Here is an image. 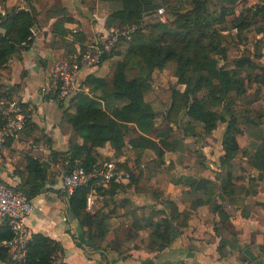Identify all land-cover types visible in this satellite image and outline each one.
I'll return each instance as SVG.
<instances>
[{"label":"crops","instance_id":"crops-1","mask_svg":"<svg viewBox=\"0 0 264 264\" xmlns=\"http://www.w3.org/2000/svg\"><path fill=\"white\" fill-rule=\"evenodd\" d=\"M65 1L49 0L44 13L31 3L38 13V23L31 30V47L22 51L17 59L10 60L7 73L0 77L5 89L14 88L16 97L26 104L29 109L26 121L34 129L29 135L24 129L19 141L6 144L0 164V181L20 188L27 174V157L39 159L48 170L45 187L32 199L34 210L27 221L29 239L32 234H41L59 243L62 251L57 254L58 264H264V171L250 166V155L264 138V104L257 105L259 100L252 107L263 116L262 130L253 135L240 126L243 132L237 137L240 153L227 166L221 165L226 124H218L215 130L206 134L201 123L183 115L178 127L172 126L181 133V150L164 153V157L170 155L166 162L171 168L170 179L165 180L158 171L150 173L145 170L143 174L146 187L161 196L156 198L151 193L126 187L129 178L115 182L124 187L116 190L112 198L101 196L99 203L109 216L103 242L99 248L89 243L68 207V199L62 194L60 170L63 166L54 161L51 154L52 150L64 152L67 149V137L62 136L57 127L62 111L60 107L46 103L39 88L55 62L78 52L85 44L105 37L116 24L110 27L105 24L109 15L107 0ZM260 3L261 0H237L235 14L228 19ZM27 9H30L29 4ZM58 20L62 25L56 28ZM234 33L235 30L231 32ZM252 39L262 42L260 63L264 66V33L250 36ZM247 47L252 50L251 44ZM230 49L234 50L232 56L229 55ZM240 50L241 47H229L227 60L238 57ZM107 65L105 60L98 68L81 73L78 80L84 83L88 76L105 78ZM163 73L165 71L154 70L151 80L158 75L165 77ZM169 81L174 89L184 90L174 77L169 76ZM252 86L256 91L264 90V87ZM162 87L153 83L154 89ZM150 94L155 99L150 105L156 113H162L156 107L164 103L153 92L145 95V101ZM89 97L92 98L90 92ZM86 99V96L76 98L64 107L70 104L84 106ZM159 122L156 119V124ZM40 133L52 139V144L40 137ZM138 134L135 126L129 125L126 143ZM96 153L113 161L116 169V164L131 161H138V166L144 168L156 160L152 150L134 149L128 143L119 155H115L109 143L98 148ZM136 153L138 157H134ZM203 180L205 190L191 188L194 181ZM166 202H170L173 209H169ZM151 218L154 221L169 220L170 243L162 249L149 247L153 233L148 222ZM134 221L139 223V231L116 250L111 249L115 237L126 238L119 228H127ZM0 226H3L1 218Z\"/></svg>","mask_w":264,"mask_h":264},{"label":"trees","instance_id":"trees-1","mask_svg":"<svg viewBox=\"0 0 264 264\" xmlns=\"http://www.w3.org/2000/svg\"><path fill=\"white\" fill-rule=\"evenodd\" d=\"M107 1V27L115 23L120 28L132 24H137L138 28L130 40H120L114 48L110 58L118 56L120 59L114 63L108 79L86 78L84 85L92 95L88 103L85 106L70 104L60 107L62 115L57 127L60 134L67 137V149L64 152L52 150L53 160L64 168L80 165L90 172L99 168L96 150L106 143L110 144L115 155H119L127 143L134 149H150L157 158L144 168L138 166V174L128 163L116 165L118 169L129 172L126 187H134L137 192H148L159 198L160 193L146 187L143 174L145 170L150 173L157 171L163 164L165 152L181 150V133L173 130L172 126L178 127L185 115L201 123L206 134L215 130L218 124H226L221 165L230 164L240 153L237 142V137L243 133L240 126L253 135L261 132L260 117L252 107L258 97H251L248 88L251 85L264 87V66L260 63L262 42L250 40L249 34L264 33V0L245 8L232 19L228 18L235 14L237 0ZM28 4V11L15 7L0 15V70L7 67L13 55L19 57L22 51L31 47L33 35L30 30L38 23V13L31 2ZM159 8L163 9L166 22L155 18L143 22L144 17L152 16ZM60 22H56V28L62 25ZM233 30L234 35L231 34ZM249 44L252 50L247 47ZM230 46L241 47V50L238 57L228 61ZM154 70L168 71L177 84L184 86V90L173 87L154 89L151 80ZM5 88L0 83V95L13 97L15 89ZM149 92H153L168 110L156 113L145 101ZM162 92L167 98L162 96ZM156 119H159V124H156ZM129 125H134L139 134L126 143ZM29 126V121H26L24 129L27 135L34 130ZM43 139L52 144V139ZM26 161V177L21 187L16 188L32 200L45 187L48 170L31 157ZM250 166L264 171V138L250 155ZM107 186L91 182L68 199V207L75 220L89 243L97 248L103 242L109 218L99 206L101 196L112 198L116 190L124 187L115 182ZM191 188L205 190L204 180L194 181ZM92 190L97 194V206L88 212L85 199ZM166 204L173 209L170 202ZM148 222L153 227L149 247L162 249L168 245L169 220L154 221L151 218ZM139 228L137 221L127 228H119L126 238L115 237L110 248L116 250ZM12 236L8 227L0 226V264H16L11 260L9 250L2 245ZM61 251V246L54 240L32 234L26 245L25 258L18 264H58L57 254Z\"/></svg>","mask_w":264,"mask_h":264},{"label":"built area","instance_id":"built-area-1","mask_svg":"<svg viewBox=\"0 0 264 264\" xmlns=\"http://www.w3.org/2000/svg\"><path fill=\"white\" fill-rule=\"evenodd\" d=\"M27 10L26 8H21ZM166 22L162 8L157 9L152 16L143 18V22L151 19ZM138 28L132 24L124 28L113 27L105 37L85 44L81 50L69 55L66 59L56 62L48 72L39 93L48 104L61 107L76 98L89 96V89L78 80L79 75L98 68L106 59L110 58L114 48L120 40H130ZM85 106V105H84ZM26 109L18 97H4L0 95V164L3 150L9 141H19L26 123ZM41 162L37 158H32ZM51 161V158L49 159ZM44 163V162H42ZM61 190L65 198L69 199L78 190L91 182L105 184L121 182L129 178V174L115 168L113 162H102L99 168L87 172L82 166L61 168ZM97 204V194L92 190L85 199L88 212L94 211ZM34 210L31 199L16 187L0 181V218L3 226L12 232V238L2 245L9 250L11 260L21 263L26 254L29 240L27 221Z\"/></svg>","mask_w":264,"mask_h":264},{"label":"rangeland","instance_id":"rangeland-1","mask_svg":"<svg viewBox=\"0 0 264 264\" xmlns=\"http://www.w3.org/2000/svg\"><path fill=\"white\" fill-rule=\"evenodd\" d=\"M68 1V0H67ZM67 1H65V3H67ZM28 2H31V3H33L35 6H36V8H38V9H40L41 10V12L42 13H44L45 11V9H47L46 7L48 6V4H50L49 3V0H0V15H4L5 13H6V11H9L11 8H18V7H20V6H22L23 8H26L27 9V4H28ZM47 2V3H46ZM26 11H28V9L26 10ZM44 11V12H43ZM259 26V25H258ZM31 30H34V28L33 29H31ZM31 33H32V31H31ZM249 36H253V34L251 33V34H249ZM230 47H232V46H230ZM70 50L68 49V52H69ZM234 53V50H231L230 49V53H229V55L230 56H232V54ZM234 56V55H233ZM18 58V55L16 54V55H13L11 58H10V60H15V59H17ZM67 58V57H66ZM65 58V59H66ZM120 58L118 57V56H113V57H111V58H109V59H107V61H108V65H107V68H108V74L106 75V77L105 78H109L110 76H111V74H112V70H113V67H114V63L117 61V60H119ZM9 60V61H10ZM8 61V62H9ZM58 62V61H57ZM10 63V62H9ZM56 63V62H55ZM54 63V64H55ZM7 71H8V66L7 67H5L4 69H2V70H0V77H2V75L4 74V73H7ZM163 74H165V77H161V75H158V77L157 78H152V81H153V83H155V84H158V85H162L163 87V89L165 88L166 90H167V88L169 89V88H171V87H173L174 85H171V81H169V76H170V73L168 72V71H165V73H163ZM263 90V89H262ZM262 90H259V91H256V89H254V86H250L249 88H248V91H249V95L251 96V97H254V96H257L258 97V99H257V101L258 102H256V104L257 105H260V106H262L261 104H264V90H263V93H262V95H261V92H262ZM254 91H256V93L254 92ZM163 93L164 92H162V96L164 97V98H167V96L166 95H163ZM14 94V96L13 97H16V93H13ZM167 95H168V93H167ZM199 95H201V94H199ZM148 96V95H147ZM89 96H87V99H86V103L85 104H87L88 103V100H89ZM44 100V99H43ZM147 100V102L149 103V104H151V103H155V99H154V97L152 96V94H150V96L146 99ZM68 104V103H67ZM67 104H64V106L65 105H67ZM241 104V103H240ZM156 108H159V109H161L162 110V112H164V111H167L168 110V107L167 106H165L164 104L160 107H156ZM26 109V113L28 112V108H25ZM264 110V109H263ZM260 114H261V112H259ZM259 113H258V115H259ZM258 117H260V126L262 125V119H261V117H263L262 115H259ZM59 123V122H58ZM58 125V124H57ZM260 130H262L261 129V127H259V131ZM58 132L60 133V131H59V128H58ZM43 133H40L39 134V136L40 137H43V138H47L48 139V137H47V135H42ZM259 134V133H258ZM258 134H256V135H258ZM243 151V150H242ZM155 153V152H154ZM97 155V159L99 160L98 162H99V164H101L102 163V161L103 162H110L109 160H108V158H105V157H101V156H99V154H96ZM156 155V154H155ZM134 157H138V153H136V154H134ZM156 158H157V156H156ZM163 159H165V162H163V164L161 165V166H159L158 167V169H157V171L160 173V176H162V177H164V179L165 180H169L170 179V172H171V168H170V164L169 163H166V162H168L169 160H170V155L169 154H167L166 155V157H164L163 156ZM105 160H107V161H105ZM136 160V159H135ZM112 162V161H111ZM58 163H60V162H58ZM139 163H140V159H139ZM166 163V164H165ZM113 164L115 165V163L113 162ZM128 166H130V168H132V170H133V172H135V173H137L138 172V170H137V167H138V161L136 162V161H131V162H129L128 163ZM146 165H144V167H145ZM115 168H116V166H115ZM146 172H148L147 170H146ZM109 183H107V184H105V186L106 187H108L107 185H108ZM100 186H102V184H99ZM101 203V202H100Z\"/></svg>","mask_w":264,"mask_h":264},{"label":"water","instance_id":"water-1","mask_svg":"<svg viewBox=\"0 0 264 264\" xmlns=\"http://www.w3.org/2000/svg\"><path fill=\"white\" fill-rule=\"evenodd\" d=\"M30 32H31V30H30Z\"/></svg>","mask_w":264,"mask_h":264}]
</instances>
